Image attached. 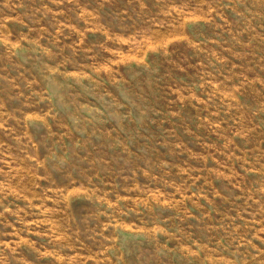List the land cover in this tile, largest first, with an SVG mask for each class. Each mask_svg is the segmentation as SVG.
<instances>
[{
  "label": "rangeland",
  "instance_id": "374dc122",
  "mask_svg": "<svg viewBox=\"0 0 264 264\" xmlns=\"http://www.w3.org/2000/svg\"><path fill=\"white\" fill-rule=\"evenodd\" d=\"M0 264H264V0H0Z\"/></svg>",
  "mask_w": 264,
  "mask_h": 264
}]
</instances>
